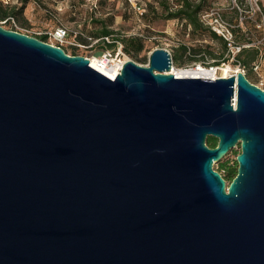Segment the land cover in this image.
<instances>
[{
  "label": "water",
  "instance_id": "1",
  "mask_svg": "<svg viewBox=\"0 0 264 264\" xmlns=\"http://www.w3.org/2000/svg\"><path fill=\"white\" fill-rule=\"evenodd\" d=\"M171 68L0 23V264H264V88Z\"/></svg>",
  "mask_w": 264,
  "mask_h": 264
},
{
  "label": "rangeland",
  "instance_id": "2",
  "mask_svg": "<svg viewBox=\"0 0 264 264\" xmlns=\"http://www.w3.org/2000/svg\"><path fill=\"white\" fill-rule=\"evenodd\" d=\"M178 0H0V7L8 8L22 6V11L17 14L16 29L31 35L46 30H53L57 25H64L69 32L67 39H76L90 43L85 35H90L92 30L99 28V23L93 18L104 19L113 32L125 35L135 34L142 38V48L135 54H127L129 58L147 63L150 52L155 47H168L171 51L173 64L184 66L193 64L204 52L208 57H216L214 62H220V56L225 49L223 41L214 39L210 30L201 26L193 29L192 25L185 23L184 19L178 17L168 18L162 6L163 2L169 8H175ZM197 2L198 0H193ZM244 6L246 0H234ZM233 0H203L202 8L209 5L222 6L225 8L229 18L235 16V4ZM264 0L259 4L264 9ZM140 7H137V6ZM6 23L2 22L1 24ZM8 26V24H3ZM13 25V24H12ZM5 26V27H6ZM14 26V25H13ZM48 40L61 43L67 52H71L72 44L68 41L59 42L48 36ZM71 44V46H70ZM185 44L189 48L180 50V45ZM179 46V47H178ZM76 51L82 53H96L102 50L98 44L91 46H77ZM223 50V51H221ZM264 64V56L262 59ZM246 76L252 82L259 79L264 80V68L255 72L250 66H246ZM264 87V84H263ZM226 164L230 169L223 167ZM217 169L228 182L235 173L237 162L235 154L227 152L219 160L213 162ZM233 173L230 174V170Z\"/></svg>",
  "mask_w": 264,
  "mask_h": 264
},
{
  "label": "built area",
  "instance_id": "3",
  "mask_svg": "<svg viewBox=\"0 0 264 264\" xmlns=\"http://www.w3.org/2000/svg\"><path fill=\"white\" fill-rule=\"evenodd\" d=\"M259 2L260 0H246L243 6L234 1L235 16L233 18H229L226 15L225 8L222 6L209 5L206 8H202L198 12L200 22L221 38L225 49L220 57L221 60L219 63L214 62L216 60L215 58L203 54L198 61L186 65L202 64L208 65L209 67H219L221 64L229 63L236 66L237 70H242L246 74V66L243 64L239 54L244 48H255L256 58L251 62L250 67L255 72H259L264 68V64L262 63L264 56V9L260 6ZM137 7L140 6L138 5ZM5 20H10L14 25L13 29H16V21L13 15H8L5 18L0 19V23ZM46 32L50 38H54L59 42L68 41L76 46H91L98 40H105L107 42L113 41L114 46L103 48L96 52L97 63L101 67L110 69L115 67L117 72H119L124 60L129 58L123 50V44L120 39L112 38V33L95 37L85 35L87 40H90V43H85L72 38L67 39L69 32L64 25H57L53 30H47ZM46 41L57 44L49 40ZM164 48H166L171 54L168 47ZM187 52H189V48H187ZM201 53H199V55ZM83 54L89 58L93 53ZM173 65L172 60V66ZM237 70H233L232 72H236ZM254 83L264 88V80L262 78Z\"/></svg>",
  "mask_w": 264,
  "mask_h": 264
},
{
  "label": "trees",
  "instance_id": "4",
  "mask_svg": "<svg viewBox=\"0 0 264 264\" xmlns=\"http://www.w3.org/2000/svg\"><path fill=\"white\" fill-rule=\"evenodd\" d=\"M202 1L203 0H198L197 2H194L193 0H178L177 1L178 5L175 8H171V9L164 2L162 4V6L164 7V11L166 12V14H165L166 17H168V18H171V17L182 18V19H184L185 23H187L189 26L192 25L193 29H195V28L204 26L200 22L199 17H198V12L202 9ZM21 11H22V6L15 7V6L11 5L8 8H3V9L0 7V19H3L8 15H13L14 18H16L17 14H19ZM92 20L99 23V28L96 30H92V32L90 34L91 36L95 37V36L106 35V34L112 33L111 37L120 39V41L123 44V50L127 54H135L142 48L143 41H142V38L140 36L135 35V34L125 35L122 33L113 32V29L108 26V23H106L104 21V19L93 18ZM4 22H6V23H3V24H8V26L2 24L3 26L9 27V28H14V26L12 25L10 20H5ZM204 27H206V26H204ZM207 29L210 30L209 28H207ZM46 31H43L41 33H36L35 36H37L43 40H48V33ZM210 32L215 34L211 30H210ZM57 44H59V43H57ZM94 44H98L101 48H107V47L114 46L113 41L107 42L105 40H98ZM59 45H61V44H59ZM61 46L63 47V45H61ZM70 46H71V44H70ZM71 47H72V49H71L70 53H82V52L76 51L77 50V49H75L77 47L76 45L72 44ZM186 47L187 46L185 44H181L180 50L185 51L187 49ZM63 48L67 52L66 48L65 47H63ZM252 49H254L256 52L255 48H252ZM203 54H205V53L202 52L200 55L203 56ZM243 63L245 64L244 61H243ZM206 142L208 145L213 146L216 144V137H214L213 135H207ZM238 151H239L238 146H235V147H232L228 152H233L236 155V153ZM222 165H224L223 167H225L227 170L230 169L226 164H222ZM232 173H233V170L231 169L230 174H232ZM235 173H236V171H235ZM225 176L226 175H224V178H226Z\"/></svg>",
  "mask_w": 264,
  "mask_h": 264
},
{
  "label": "bare ground",
  "instance_id": "5",
  "mask_svg": "<svg viewBox=\"0 0 264 264\" xmlns=\"http://www.w3.org/2000/svg\"><path fill=\"white\" fill-rule=\"evenodd\" d=\"M90 64L94 67L106 74L107 76L114 77L117 70L114 67L113 69L101 67L97 63V54L93 53L92 56L89 57ZM233 70H237L236 66L231 65L229 63L221 64L219 67L208 65H186V66H175L173 65L171 71L174 72L176 76H203V77H216L227 76Z\"/></svg>",
  "mask_w": 264,
  "mask_h": 264
},
{
  "label": "crops",
  "instance_id": "6",
  "mask_svg": "<svg viewBox=\"0 0 264 264\" xmlns=\"http://www.w3.org/2000/svg\"><path fill=\"white\" fill-rule=\"evenodd\" d=\"M263 5H264V3H263ZM211 36L214 39H217V40L220 39L221 40V38L218 35L213 34L212 32H211ZM221 51H223V50H221ZM239 56L241 57L242 62L243 61L245 62V64L243 63L245 66H250L251 62L256 58V52L252 48H244L243 51L239 54ZM213 58L217 59L214 56H213Z\"/></svg>",
  "mask_w": 264,
  "mask_h": 264
}]
</instances>
